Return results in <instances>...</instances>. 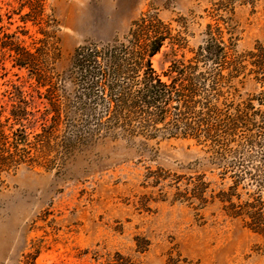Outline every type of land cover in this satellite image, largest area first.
I'll use <instances>...</instances> for the list:
<instances>
[{
  "label": "rangeland",
  "instance_id": "obj_1",
  "mask_svg": "<svg viewBox=\"0 0 264 264\" xmlns=\"http://www.w3.org/2000/svg\"><path fill=\"white\" fill-rule=\"evenodd\" d=\"M148 13L171 29L153 58L160 73L176 59L193 57L209 24L221 26L237 53L264 44V0H0L2 127L10 134L26 127L34 140L49 126V90L63 109L50 151L46 142L47 159L0 174V264H109L118 253L134 264H169L171 257L264 264V236L225 215L219 202L196 209L198 203L178 200L187 178L202 170L215 181L208 196L219 190V146L182 136L131 143L78 134L84 126L76 125V95L83 82L74 56L83 47L123 40ZM234 84L238 91L229 103L264 90L253 76ZM261 133L248 122L232 145L244 142L241 150H251L246 139Z\"/></svg>",
  "mask_w": 264,
  "mask_h": 264
},
{
  "label": "trees",
  "instance_id": "obj_2",
  "mask_svg": "<svg viewBox=\"0 0 264 264\" xmlns=\"http://www.w3.org/2000/svg\"><path fill=\"white\" fill-rule=\"evenodd\" d=\"M170 36V26L157 14L148 13L133 23L123 40L115 39L101 49L95 46L77 51L74 66L83 87L76 95L80 114L76 125L84 126L78 134L88 138L124 137L131 143L141 136H182L219 146L217 152L223 158L219 164L222 181L216 183L219 190L212 189L208 196L215 181H207L202 170L187 178L178 200L198 203L196 209L219 202L225 215L264 236V148L255 149L258 144L264 147V90L238 104L228 102L236 96L237 80L244 83L253 76L264 87V44L237 53L224 39L221 26L209 24L208 38L194 56L176 59L160 73L153 58ZM62 120L57 95L49 90V126L35 134L34 140L26 127L10 134L0 123V174L22 165L42 164L48 156L46 142L50 151ZM251 121L261 127L262 133L259 139H246L251 150L242 151L244 142L237 146L232 143L238 141L239 129ZM221 132L229 137L222 138ZM228 177L232 181L227 182ZM182 180L180 176L177 182ZM129 263L134 264L118 253L109 264ZM169 264L192 263L187 258L171 257Z\"/></svg>",
  "mask_w": 264,
  "mask_h": 264
},
{
  "label": "bare ground",
  "instance_id": "obj_3",
  "mask_svg": "<svg viewBox=\"0 0 264 264\" xmlns=\"http://www.w3.org/2000/svg\"><path fill=\"white\" fill-rule=\"evenodd\" d=\"M158 56V55H157ZM156 57V56H155Z\"/></svg>",
  "mask_w": 264,
  "mask_h": 264
}]
</instances>
